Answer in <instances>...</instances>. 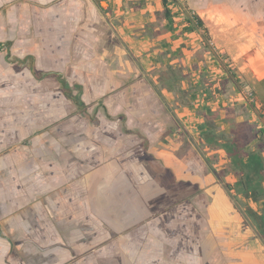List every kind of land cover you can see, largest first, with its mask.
<instances>
[{"label": "rangeland", "instance_id": "1", "mask_svg": "<svg viewBox=\"0 0 264 264\" xmlns=\"http://www.w3.org/2000/svg\"><path fill=\"white\" fill-rule=\"evenodd\" d=\"M50 12L36 30L50 49L14 67L0 50V227L19 205L51 236L0 231V263L192 264L198 239L215 242L210 264L256 262L264 198L203 133L264 158V0H56ZM24 63L33 76L16 72ZM38 178L40 193L16 196Z\"/></svg>", "mask_w": 264, "mask_h": 264}, {"label": "crops", "instance_id": "2", "mask_svg": "<svg viewBox=\"0 0 264 264\" xmlns=\"http://www.w3.org/2000/svg\"><path fill=\"white\" fill-rule=\"evenodd\" d=\"M41 6H45V7H41ZM55 9H56V0H0V50L3 49L5 51V54L7 55L10 54V57L12 56L13 59L17 60V61H12L10 62V64L12 65V67H14V65L17 62H22L25 56H30L31 58L36 57V52L35 51H46L48 50L50 41H49V37H50V33L48 31V28L46 29L45 33H43L42 31H38V34L40 35L38 38H41L42 35H46L45 37H43L42 39H39L38 42H36V30H39V20L45 19L48 17H50V11H53V15L55 13ZM19 12V14H18ZM40 13H44L43 15H41ZM37 20V21H36ZM35 21V22H34ZM21 45H23V47H21ZM30 47V48H28ZM24 49L27 52H21V53H16L14 50H22ZM23 50V51H24ZM10 52V53H9ZM22 54V55H21ZM38 59L40 61V56H38ZM10 64H8V58H2L0 59V67L1 68H6L8 69V66H10ZM21 64V63H20ZM40 64V62H39ZM17 66H21V65H17ZM29 68L31 71V74L33 76V74L35 73V70H31V65L28 64H23L22 67L18 70H16V72H21L24 68ZM3 70V69H2ZM264 73V72H263ZM262 76H264V74H262ZM40 148L45 150V146L43 147L42 144L39 145ZM47 150V149H46ZM67 153V151H66ZM44 154H40L38 156L39 160L40 158H42L43 156H47L44 158L43 162H50L51 161V156H53V154L47 153ZM18 155V154H17ZM16 155V156H17ZM35 158H37V155L34 156ZM41 175L44 174V172H40ZM87 174V173H86ZM21 174L17 173L16 178L17 179H22ZM10 176V175H9ZM12 176V175H11ZM40 177V176H38ZM37 179V178H35ZM34 179V180H35ZM41 185V181L40 178H38V180H36L33 184V186L31 188H27L28 190L25 192L24 189H22V186H19V183H17V189L19 190V192H17V190H14V193L17 194L16 196H19L20 194H23L24 196L27 195V193L32 190V192L36 193H40V186ZM9 188V185H8ZM10 188H14L11 187ZM12 195V194H11ZM7 197H4L2 193H0V210H4V208L8 209V206L6 205V203L8 202L6 201ZM98 198V196H97ZM99 200H101L100 198H98ZM225 201V199L222 197V195L220 194L217 198H216V204L220 203L221 201ZM14 203H11V205H14ZM47 208L45 209L44 204L42 205L41 202L38 203H32V207L34 211H40L41 209H44L48 212H52L53 211V207H51V205L46 206ZM223 207V206H222ZM3 208V209H2ZM16 207H13V209H15ZM19 205L17 207L16 210H6L5 212V217L6 222L4 224L1 225L0 227V231H5L6 234L11 238L14 235H16L18 237V239L24 240L25 239V235H31L33 236V240L36 241L39 237H41L42 233L43 236L45 234L46 229H48L49 232V237L51 236V229L47 228V226L42 227V223L38 222L36 224H32L29 225V227H26L28 225L27 222H25V217L23 218V221H21L20 219V215L18 213H22L23 211H18ZM15 211V213L13 212ZM18 211V212H16ZM17 215V216H16ZM17 217L16 221H19L17 223H10L11 219ZM10 225H13V227H10ZM27 224V225H26ZM4 225V226H3ZM49 226V225H48ZM24 237V238H21ZM20 237V238H19ZM199 238V236H198ZM30 241L31 239L28 238ZM40 239V238H39ZM12 240V239H11ZM205 239H203L202 241H204ZM199 241V239H198ZM203 243V242H200ZM209 243L211 244V248L215 246V242L213 240H209ZM195 246V245H194ZM257 247H260L259 244L257 245ZM252 252V251H251ZM71 254V252H70ZM55 256V253H54ZM210 258H212L211 253H209ZM45 260L46 259H50V258H45L43 257ZM254 258L252 255L248 257L247 259V264H264V254H259V257H257L256 262L254 261ZM39 259V257L36 258V260ZM53 259H55V257H53ZM52 259V260H53ZM43 261V260H42ZM55 260H53L52 262H54ZM198 261V259H197ZM56 262V261H55ZM33 264L36 263V261H32ZM46 264L49 263V261H45ZM201 261H198V264H200ZM1 264V263H0ZM38 264H41L38 263ZM192 264H196L195 261ZM244 264V262H243Z\"/></svg>", "mask_w": 264, "mask_h": 264}, {"label": "trees", "instance_id": "3", "mask_svg": "<svg viewBox=\"0 0 264 264\" xmlns=\"http://www.w3.org/2000/svg\"><path fill=\"white\" fill-rule=\"evenodd\" d=\"M164 4L166 0H163ZM189 13L191 15V19L194 21L193 25L200 27L203 26V21L201 18L193 11L189 10ZM166 16H170L169 12L165 11ZM186 20L190 21L191 19L187 16L184 17ZM204 140L208 141L210 143H214L215 145L223 148L226 153L229 155L231 159L232 165H234V168L236 170H240L244 173V180L241 179V181L238 182H244L246 184L244 187L246 189L249 188L250 191H252V194L255 196H263L264 197V190L262 188V180L261 178H264V175L261 173V171L264 172V163L262 161V158L259 156L258 152H251L246 157L245 160L240 156V151L236 147V145L232 144L230 141H219L220 137L215 136L211 130L206 131L203 133ZM248 191V190H247ZM246 191V192H247ZM257 198V197H256ZM257 231L264 240V209L262 210V213L260 215H257Z\"/></svg>", "mask_w": 264, "mask_h": 264}, {"label": "flooded vegetation", "instance_id": "4", "mask_svg": "<svg viewBox=\"0 0 264 264\" xmlns=\"http://www.w3.org/2000/svg\"><path fill=\"white\" fill-rule=\"evenodd\" d=\"M32 69V68H31ZM33 70H35V67L33 68ZM263 128H264V124H263ZM264 131V130H263ZM226 152V151H225ZM255 152V151H254ZM259 156L262 158V161H263V163H264V158H263V156L259 153ZM261 173L264 175V172L263 171H261ZM261 180H262V188H263V190H264V178H261ZM248 191H250V190H248ZM247 191V192H248ZM264 192V191H263ZM261 197V196H260ZM261 198H264L263 196L261 197ZM258 199V198H257ZM264 209V208H263ZM258 236L260 237V241H262L263 242V244H264V240L262 239V237L260 236V234L258 233ZM210 240V239H209ZM209 240H207V239H205L204 241H203V243H200L199 241H197L196 243H195V246L197 247L193 252H191V253H193V254H195L196 255V257H195V263L196 264H198V261H200V259L201 258H203V260H205V261H203V264H210V257H208L209 256V253H211V255H213V252H214V248H215V246L214 247H212L211 248V244L209 243ZM202 242V241H201ZM264 246V245H263ZM73 253L75 252V251H77L76 249L75 250H71ZM76 253V252H75ZM191 253H189L190 255H191ZM197 259H198V261H197ZM201 264V263H200Z\"/></svg>", "mask_w": 264, "mask_h": 264}]
</instances>
